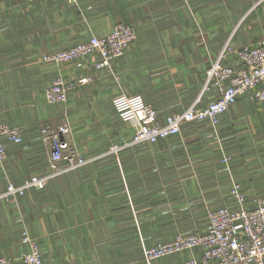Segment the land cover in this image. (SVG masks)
<instances>
[{"label": "crops", "instance_id": "0c3cea01", "mask_svg": "<svg viewBox=\"0 0 264 264\" xmlns=\"http://www.w3.org/2000/svg\"><path fill=\"white\" fill-rule=\"evenodd\" d=\"M258 1L0 0V121L23 131L22 142L6 141L0 192L10 182L48 171L44 125L67 121L71 141L85 155L109 151L122 136L132 138L134 122L122 120L113 107L112 98L122 91L142 95L162 121L199 95L202 104L209 102L211 95L201 90L222 45V30L206 40L201 15L215 5H245L248 11ZM259 12L252 42L264 24V7ZM212 18L218 20L213 30L221 27L220 16ZM241 18L235 15L231 23L238 26ZM119 21L130 23L138 35L110 66L96 68L98 55L84 57L83 66L42 60L92 34H107ZM58 76L91 81L78 84L66 102L48 103L45 89ZM225 155L229 165L222 161ZM233 180L251 197L250 206L253 196L264 193V105L246 96L216 126L189 122L181 134L106 153L44 189L0 200V255L24 264L26 229L47 264H148L145 245L206 230L208 207L232 202ZM200 254L197 247L150 264H183Z\"/></svg>", "mask_w": 264, "mask_h": 264}, {"label": "built area", "instance_id": "2783aa9c", "mask_svg": "<svg viewBox=\"0 0 264 264\" xmlns=\"http://www.w3.org/2000/svg\"><path fill=\"white\" fill-rule=\"evenodd\" d=\"M260 1L254 3L245 15L253 11ZM231 39L232 37L228 38L223 44L220 53L206 71L201 94H210L209 102L202 104V95H199L184 110L170 113L162 121L155 107L146 102L142 95L122 91L112 98L113 107L122 120L134 122V135L130 139L122 136L121 142H113L109 151L90 156L85 155L71 141V127L67 121L56 127L44 125L41 132L49 149L48 171L31 174L19 184L10 182L0 192V200L13 201L30 189H44L58 176L78 169L106 153L180 134L183 126L189 122L208 120L216 126L221 116L242 96L264 105V24L260 27V37L255 42L236 44ZM136 40L137 32L134 27L122 21L116 23L105 35L94 34L68 47L50 51L43 55L42 60L53 63L75 62L78 66H83L84 57L98 55L95 65L96 68H102L110 66L114 59L125 54ZM90 81V76L73 80L58 76L46 87L45 99L52 104L64 103L78 84ZM6 141L22 142L23 131L19 126L0 121V162L8 157ZM230 159L229 155H225L222 161L229 165ZM230 195L231 203L208 207L209 226L206 230L178 232L168 240L158 241L151 246L145 245V261L150 264L155 259L198 247L201 254L187 258L183 264H264V193L253 196L254 206H250L251 197L243 191L239 181L233 180ZM22 241L29 245V249L22 255L24 264H47L39 243L26 229L23 230ZM11 262V258L0 255V264Z\"/></svg>", "mask_w": 264, "mask_h": 264}, {"label": "rangeland", "instance_id": "374dc122", "mask_svg": "<svg viewBox=\"0 0 264 264\" xmlns=\"http://www.w3.org/2000/svg\"><path fill=\"white\" fill-rule=\"evenodd\" d=\"M49 1H51V0H49ZM60 1H62V0H60ZM66 1H68V0H66ZM43 2H47V1H43ZM53 2H57V1H53ZM70 2L76 3L77 1L76 2L75 1H70ZM243 6H245V5H223L221 8H220V5H215L214 7L210 6L211 9L215 8V7H216V9H213L212 11H210L211 9H208L205 12L204 16L201 15L202 16V19L200 17V19H201V28L203 30V36H204V38L206 40L211 35L216 34L217 32L220 33L221 30H222V45H221L219 51L211 59L212 61L215 59L216 55L218 53H220L221 49L223 48V44L226 43L228 38L232 37L231 42L232 43H236V44L237 43L238 44H243V43H246L247 41L248 42H252V41H254L256 39V38L254 39V37H255V33H257L258 26H259L258 24L259 23L258 22L255 23L254 19H256V21H258L257 20V16L260 15L259 11H260L261 7H264V5H262V6L260 5L261 7L258 5L249 14L247 13L248 14L247 16L245 15L246 11H244V9H242ZM248 6H249V8L252 7V5H248ZM235 15H237V19H239L241 17L243 18V19L241 18L242 20H240V22L241 21L242 22H241L240 25H238L236 30H234V29H235V27L237 25L236 24L233 25V23H231L232 22V18ZM218 16H220L221 27L217 26L213 30V28H214L213 24L217 25L218 20L216 19V20H214V22H212V20H213L212 17H216L217 18ZM119 22H121V21H119ZM92 35H94V34H92ZM205 121L209 122L208 120H205ZM51 127H54V126L51 125ZM182 131H183V129H182ZM86 155H88V154H86Z\"/></svg>", "mask_w": 264, "mask_h": 264}, {"label": "trees", "instance_id": "16d2710c", "mask_svg": "<svg viewBox=\"0 0 264 264\" xmlns=\"http://www.w3.org/2000/svg\"><path fill=\"white\" fill-rule=\"evenodd\" d=\"M75 170H77V169H75ZM75 170H72V171H75ZM72 171H69V172H67V173H70V172H72ZM67 173H64V174H62V175H65V174H67ZM62 175H60V176H62ZM60 176H58V177H60Z\"/></svg>", "mask_w": 264, "mask_h": 264}]
</instances>
